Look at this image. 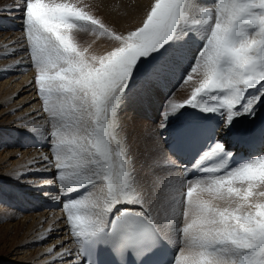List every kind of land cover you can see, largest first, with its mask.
<instances>
[{
	"label": "snow or ice",
	"instance_id": "1",
	"mask_svg": "<svg viewBox=\"0 0 264 264\" xmlns=\"http://www.w3.org/2000/svg\"><path fill=\"white\" fill-rule=\"evenodd\" d=\"M214 5L155 0L145 6L141 26L127 32L90 14L93 5L82 0H22V6L7 9L9 14L22 10L21 29L36 70L30 83L49 125L21 117L12 126L37 134L49 152L18 175H0L18 179L31 171L52 172V179L30 183L57 185L56 200L70 197L61 204V222L71 239L48 250L55 257L50 264H87L90 244L99 245L98 264H105L108 237H119L124 249L156 264H165L168 245L177 249L173 264H264V155L233 168L227 159L200 167L202 174L190 179L188 165H181L165 144L169 136L179 145L206 130L210 118L162 134L169 129L168 117L181 109L222 115L223 124L211 129L219 139L193 168L215 158L233 139L264 142V126L242 129L234 123L254 118L256 106L264 103V0H215ZM246 25L251 33L242 30ZM197 26L208 29L203 47L192 34ZM85 27L110 37L115 46L103 55L78 47L72 30ZM185 61L191 67L180 86L194 74L202 78L183 102L172 99L174 92L168 97L154 128L156 156L139 160L122 135L126 92L132 85L143 92L166 85ZM17 66L27 70L21 61ZM257 86L255 96H246ZM210 94L211 103L205 99Z\"/></svg>",
	"mask_w": 264,
	"mask_h": 264
},
{
	"label": "rangeland",
	"instance_id": "2",
	"mask_svg": "<svg viewBox=\"0 0 264 264\" xmlns=\"http://www.w3.org/2000/svg\"><path fill=\"white\" fill-rule=\"evenodd\" d=\"M10 1L9 0H0V4L2 3L0 5V15L3 16V17L0 18V71L2 72V73L0 72V84L1 83L3 84L5 81H9L8 82L9 83L8 84L9 88H13V89L9 90V91H7L5 93H2L1 90H0V110L6 109L7 106H9L11 104L10 103L11 99H8V100H5V101L2 100L3 95H8V96H12V97L16 96L18 99L22 98V96L24 98L25 97H29L30 99L29 98H25L27 100V102H26L27 106L26 107L34 106V108H32L30 110V111L34 110V112H32V113L30 112L29 114L26 113V115L32 114L31 117L33 119L30 117L28 119L29 122H31V120H35V121L38 122V124L41 123L40 125L43 124V126L44 127L46 126V128H47L49 126L46 123L47 113L43 112V110H42V101L37 96L36 87L34 86L33 83H30L31 81H34V76H35V71L36 70H35L34 65H32V62H31V59H30V55L28 54V51L26 50V44H27L26 37H25V35H24V33L22 32V29H21V27H22V16H21L22 15V10H21V12H17L16 11V13H15V11H13L11 14H9V12L7 11V9H10V8L11 9H15L17 5H21L22 6V4H21L22 1H18V2H21V3H14L15 0H10ZM125 1L127 2V0H125ZM208 1L207 0L206 1L205 0H201V3L207 4V6H210V7H214L215 6L214 5V3H215L214 1L215 0H212V2H211V0L209 2ZM46 2L60 3V2H65V0H46ZM82 3L84 5H93V7L88 9L90 14L95 15L97 18L103 19V21L106 24H108L111 27H115V28L118 29V27H116L114 24H112L110 21H108L106 19V14L107 13H105V8L101 7L96 2V0H82ZM112 3H113V10H112L111 13L109 11L108 14L110 13V17H112V18L118 19V16L123 12V10L119 9V4L117 2L112 1ZM147 3H148V5L149 4H154L155 0H148ZM4 4H6V6ZM16 18H17V20H16ZM144 19H145V14L142 16L140 22L135 27L128 28V31L134 30L135 28L141 26L142 21ZM8 21L17 23L19 25V29L20 30H18L16 32H8V31H6L3 28V24L8 22ZM243 28H245V29H243ZM242 30L245 31L246 33H251L253 31V28H252V26H247L246 25V26H242ZM207 32H208L207 27L197 26V27L193 28L192 34L196 36V40H197V42H198L200 47H203V45L205 43V38L207 36ZM72 35H73V38H74V42L78 45V47H80V48L81 47L82 48H88L89 52L92 53V54H96L94 52L93 46L96 47V52H97V51H99V50H101L103 48H106L105 47L106 45H109V44H111V45L114 44L115 45V42L112 41L110 37L101 36L98 32L92 31L88 27L73 29L72 30ZM10 39L12 40V42H11ZM21 41L24 42L23 46L20 43ZM99 43H101V44H99ZM9 48L12 49V50H10ZM15 48H16V50H15ZM111 49H112V47H111ZM110 50H108V51H110ZM18 51H19V54H18ZM11 52H12V54H11ZM25 53L27 54V56H26ZM21 55H23L24 57L21 56ZM97 55H103V54H99L98 53ZM20 56L23 57V58H20ZM24 58H26L27 61L24 60ZM20 60L23 63V65L27 68V70L24 71L23 69L18 68L17 64H15V63H14V67L13 66H8L10 64L13 65L12 61L17 63V61H20ZM29 62H30V64H29ZM3 67H5V68H3ZM190 67H191L190 62L185 61L183 66H181L176 71V73L170 78L169 82L166 85L161 86V87H157L155 89V91H152L151 93L150 92H143V91L140 90L142 92L140 94V91H138L139 89H137L136 85H132V90L126 92V95L124 97V103L122 105V114L121 115L123 117H126V118L128 116L129 120L133 124H136V126L132 125L129 121H124L125 122L124 123V132L122 133V135H126L128 137V141H129L130 145L132 146V150L137 155L139 160H144L146 158L156 156V151H155V148H156V136H155L154 128H155V124L159 123V121L161 119V113L164 110V105H165V102L167 101L169 95L170 94L172 95V93L174 91V96L172 97V99L175 100L176 98H174V97H175V95H177L176 93L179 92L180 95H182L180 97L181 98L180 102H183L185 99L189 98L192 88L195 85H197L198 81L202 78L200 75L194 74L193 81L188 82V83L184 84L183 86H180V83H181L183 77L187 74V71H188V69ZM15 68H17L18 70L17 69L15 70ZM29 86H31L32 88L29 87ZM258 88H259V86H257V88H255V89H251V90L249 89L248 92L246 93V96H255L257 94ZM27 90L29 91V93H28ZM167 92H168V94H166ZM165 94H166L167 97L165 96ZM137 95H139V96H137ZM141 95L143 96L144 99L141 97ZM211 95L212 94H210L209 97L205 98L210 103L212 102L211 101ZM153 96H155L156 100H155V98ZM134 97H137V99L134 98ZM152 97H153V99H152ZM158 98L160 99V101H159ZM53 100H55V97H53ZM154 100L156 102H154ZM151 104H152L153 107L151 106ZM150 107H152V108H150ZM191 109H193L197 113L198 117L207 116L211 120L213 119V121L216 123L217 127L219 125L223 124V123H221L223 121L222 115L219 114V113H207V114H205L203 112H198L197 109L195 110L194 108H188L187 110L181 109L174 116H169L168 117L169 126H170L169 128H172V126H174L175 123H177L181 119L182 116L184 117L186 115V113L189 110H191ZM23 110L24 109L22 108V110L20 112H22ZM255 111H257V112H256V115H255L254 118H251V119H249V117L248 118L247 117L239 118V120L237 122H235L237 124V127H240L242 129H250V128H259L261 126H264V103H261V104L257 105ZM15 112H18V110L15 111ZM257 114H258V116H257ZM36 115H37V118H34ZM40 116L42 118H40ZM44 116H46V117H44ZM7 119H8L7 116H4L3 114H0V121H2V123L5 122ZM245 119H247L248 121L250 120V121L248 122ZM16 120L18 121V123L21 122L20 121V117H18V119L16 118ZM44 120H45V122H44ZM261 123H262V125H261ZM6 126L7 125L0 124V130L4 129ZM11 130H13V131H11V133H10L11 135H9V136L12 137V136L16 135L18 139L15 138L13 140H10V139L8 140L7 137L4 136L5 133L3 134L0 131V133H2V138H3V140H2V142L0 144V157H2L4 155V153L8 151L7 149H9V150L11 149L12 151H14L15 158H16L15 159L16 163H18L19 161L21 163H23V164H21L19 162L18 164H16L17 166L15 165L14 169L17 168V171L13 170L14 173H15L13 175H16L18 173V171H19V174H20L21 172L24 171L23 169H25L26 167H28L32 163V161H33V159L35 157H31V155H33V151L35 153V149L36 148H37L36 152H38V153H35V154L37 156H39V155L41 156L44 153L48 154L49 145H48V143L46 144L45 140L40 138L37 134H35V133L31 132V131L28 132V130H26V129H23V128L16 129V128H14L12 126ZM17 132H18V134H17ZM27 132L30 134V136H32V135H36L37 136V137L35 136V137L32 138V143L30 145L31 148L30 147L29 148L28 147H23V144L25 143V140L28 138L27 137V135H28ZM162 134L165 135V132H163ZM30 139H31V137H30ZM10 141L13 142V144H10ZM10 145H12L14 147V149H12L13 148L12 146L10 148ZM32 147L34 149H32ZM28 149H31L33 151L28 150ZM41 149H42V151L44 153L41 151ZM27 150H28L29 153L27 152ZM20 154H22V155H20ZM24 154H26V158L28 160L30 159L29 161L27 159L25 160L24 157H22V158L20 157V156H23ZM18 155H19V158H18ZM259 155H264V151L262 150V152ZM37 156H36L35 159L38 158ZM28 157H31V158H28ZM254 157H256V156H254ZM216 158L219 160L218 163H220V162L224 161L225 159H227V158L223 157L220 154L217 155ZM210 162L212 164V159L204 161L203 165H200V166H198L196 168H193L190 171L185 172V175L188 176L190 179L193 177V175H195V176L199 175V172H200L199 168L200 167L210 168L209 167V163ZM218 163H216V164H218ZM20 167H22V168H20ZM137 168L138 169L140 168V164L139 163L137 164ZM32 172L33 171L28 172V173L31 174ZM28 173H26V175ZM53 175H54V173H52V172H46V174L44 176H41V177L36 178V179L34 178V181H35L34 183H37V182L39 183V180H42L41 178H43V180L51 179V178H53ZM140 175H141V177H143L144 176V172H141ZM16 179L17 178L11 177L10 180H8V182H6L7 180H5L4 177L0 176V181L2 182V183L0 182V264H50L49 262L43 261V257H41L42 254L45 253L46 247L52 243L51 242L52 238H50V237L46 238L48 232L50 231L49 226L51 225L50 224L51 222L56 221L58 219L57 220L58 223H60L61 226H63L65 228L63 223H61V217H63L65 215L63 213V211H62L61 204H62V202L64 200H66V199H68L70 197L66 196V195H61L60 196V200H57V203H53L52 204L51 202L48 201V200L51 199L50 196L58 195L61 191H60V188L57 185H50L51 186V187H49L50 193L48 194V197H46V201H45L46 202V207H49V209L42 208V210L40 209L41 212L39 210L40 213L44 214V216H43V214H40L38 211H35L32 208V205H34L35 203H33V200L31 198L34 197V196L33 195H29V194L23 196V193H26L27 191L29 193H35L34 195H36L37 191H39V188L35 187L34 189H31L33 184L30 183L29 181H27V179H26L24 174L22 176H20V178H18L17 180ZM20 179H21V181H19ZM13 180L14 181L16 180L17 183L14 182ZM26 181H27V183H26ZM18 182H20V184ZM28 184H29V187H28ZM21 186L22 187L24 186V187L22 188ZM46 186H48V185H46ZM25 187H28V188H25ZM19 188H22V189L20 190ZM43 189H40V192H42ZM15 190H18L22 195L16 194ZM81 191L83 192L85 190L82 189ZM17 195H18V197H17ZM13 196H16V198L14 199ZM24 197H25V199H24ZM208 198H209L208 194L205 193L204 194V199H208ZM160 203L163 204V202H160ZM217 203L220 206H223V202H217ZM49 205H52V206H49ZM27 207H28V209H27ZM43 209H45V212H44ZM46 210H47V214L49 213L48 216L46 214ZM169 211H171V210L169 209ZM58 212H60V213H58ZM36 213L38 214L37 216H35L36 217V221L35 222H36L37 225L34 224L35 223L34 222L33 224L35 226L33 227L32 216L36 215ZM52 213H53V215H51ZM59 214H60V216H59ZM161 214L163 215V211L161 212ZM41 217L44 219V221H41V223H40V219L43 220ZM47 217H49L50 219L47 218ZM47 219L49 220V222H50L51 219L53 221L51 220V222L47 224V222H46V221H48ZM38 221H39V223H38ZM38 224H40V226ZM45 224H47V225H45ZM52 226H54V225H52ZM44 227H45V229H43ZM38 228H40V229H38ZM48 229H49V231H48ZM46 231H48V232H46ZM44 232H46V233H44ZM40 237H42V239ZM57 237L58 236H54V239L56 240Z\"/></svg>",
	"mask_w": 264,
	"mask_h": 264
},
{
	"label": "bare ground",
	"instance_id": "3",
	"mask_svg": "<svg viewBox=\"0 0 264 264\" xmlns=\"http://www.w3.org/2000/svg\"><path fill=\"white\" fill-rule=\"evenodd\" d=\"M10 1V0H9ZM73 0H65V2H72ZM112 1H115V2H117L118 4H119V9H122L123 10V12L118 16V19H114V18H112V17H110V13L112 12V10H113V3H112ZM147 1L148 0H127V2L125 1V0H96V2L101 6V7H103V8H105V13H107L106 14V19L108 20V21H110L112 24H114L116 27H118V29L120 30V31H122V32H126V31H128V28H130V27H135L139 22H140V20H141V18H142V16L145 14V6L146 5H148V3H147ZM206 1V0H205ZM208 1V0H207ZM210 1V0H209ZM208 1V2H209ZM11 2V1H10ZM211 2H212V0H211ZM215 2V1H214ZM8 3V2H7ZM14 3H21V2H18V1H14ZM2 4V3H1ZM0 4V5H1ZM22 4V3H21ZM5 6H6V4H4ZM110 11V13L108 14V12ZM15 13H16V11H15ZM14 16V15H13ZM22 16V15H21ZM1 17H3L2 15H0V18ZM16 17V16H15ZM14 17V18H15ZM11 18V17H10ZM12 19V18H11ZM16 20H17V18H16ZM15 21V20H14ZM21 21V20H20ZM19 23V22H18ZM19 26V25H18ZM21 26V25H20ZM243 29H245V28H243ZM11 40V39H10ZM11 42H12V40H11ZM113 43V42H112ZM10 44V43H9ZM99 44H101V43H99ZM105 45V44H104ZM103 45V46H104ZM12 46V45H11ZM10 46V47H11ZM101 46V45H100ZM115 45L114 44H109V45H106L105 47L106 48H103V49H101V50H99V51H97L96 52V47L95 46H93V49H94V52L96 53V55L99 53V54H105L108 50H110L111 49V47H114ZM9 47V46H8ZM14 47V46H13ZM25 48V47H24ZM82 48V47H81ZM10 49V48H9ZM22 49V48H21ZM10 50H12V49H10ZM15 50H16V48H15ZM25 50V49H24ZM93 51V50H92ZM22 53V52H21ZM11 54H12V52H11ZM18 54H19V51H18ZM24 54V53H23ZM26 54V53H25ZM21 56H23V55H21ZM20 56V58H23V57H21ZM26 56H27V54H26ZM19 59V58H18ZM22 60V59H21ZM20 60V61H21ZM24 60H26V58H24ZM23 60V61H24ZM15 61V60H14ZM14 61H12L13 62V65H8V66H13L14 67V63L15 64H17L16 62H14ZM27 61V60H26ZM28 63V62H27ZM29 64H30V62H29ZM6 66V65H5ZM7 67V66H6ZM12 67V68H13ZM3 68H5V67H3ZM9 69V68H8ZM14 69V68H13ZM17 68H15V70H16ZM10 70V69H9ZM14 70V71H15ZM18 70V69H17ZM3 71V70H2ZM8 71V70H7ZM25 71V70H24ZM1 72V71H0ZM2 73V72H1ZM7 76V75H6ZM13 76V75H12ZM2 77V76H1ZM5 78V77H4ZM10 78V77H9ZM28 78V77H27ZM21 79V78H20ZM7 80V79H6ZM14 80V79H13ZM22 80V79H21ZM29 81V80H28ZM9 81H5L3 84L1 83L0 84V90H1V92L2 93H5V92H7V91H9V90H12L13 88H9V83H8ZM22 82V81H21ZM24 83V82H23ZM27 83V82H26ZM29 84V83H28ZM27 85V84H26ZM31 85V84H30ZM8 86V87H7ZM32 86V85H31ZM31 86H29V87H31ZM6 87V88H5ZM13 87V86H12ZM32 88V87H31ZM184 88V87H183ZM29 89V88H28ZM181 89V88H180ZM251 90V89H250ZM28 91V90H27ZM138 91H140V90H138ZM155 91V90H154ZM157 91V90H156ZM174 92V91H173ZM176 92V91H175ZM28 93H29V91H28ZM142 92L140 91V94H141ZM151 93V92H150ZM14 94V93H13ZM12 94V95H13ZM157 94V93H156ZM166 94H168V92L166 93ZM166 94H165V96H166ZM177 95H175V97L174 98H176L174 101H176V102H180V100H181V96L182 95H180V93L178 92V93H176ZM143 95V94H142ZM141 95V97L143 98V96ZM146 95V94H145ZM149 95V94H148ZM171 95V94H170ZM169 95V96H170ZM32 96V95H31ZM30 96V97H31ZM137 96H139V95H137ZM147 96V95H146ZM151 96V95H150ZM157 96V95H156ZM14 97V98H13ZM8 96V95H3V98H2V100H8V99H11V101H10V105L9 106H7V108L6 109H4V110H0V114H3L4 116H7L8 117V119L5 121V122H3L2 123V121H0V124H2V125H7L4 129H2V130H0L3 134L5 133V137H7V139L9 140H13V139H18L17 138V136L16 135H14V136H12V137H10L9 135H11L10 133H11V131H13V130H11V128H12V125H13V123L15 122V123H18V121L16 120V118L18 119V117H27L28 119L31 117V115L32 114H30V115H26V113L27 114H29L30 112L32 113V112H34V110L33 111H30L32 108H34V106H32V107H26L27 106V100L25 99V98H29V97H23L22 96V98H17L16 96ZM154 98H155V96H153ZM153 97H152V99H153ZM167 97V96H166ZM134 98H136L137 99V97H134ZM30 99V98H29ZM144 99V98H143ZM146 99V98H145ZM151 99V98H150ZM159 99V98H158ZM165 99V98H164ZM135 100V99H134ZM155 100H156V98H155ZM154 100V102H156ZM147 101V100H146ZM158 101V100H157ZM159 101H160V99H159ZM134 102V101H133ZM153 102V101H152ZM163 102V101H162ZM148 103V102H147ZM160 103V102H159ZM158 103V104H159ZM25 104V105H24ZM142 104V103H141ZM155 104V103H154ZM153 104V105H154ZM22 106V107H21ZM151 106H152V104H151ZM153 107V106H152ZM152 107H150V108H152ZM22 108L24 109L22 112H20L21 110H22ZM18 110V112H15V111H17ZM148 110V109H147ZM157 110V109H156ZM187 110V109H186ZM191 110H193V109H191ZM196 110V109H195ZM183 111V110H182ZM190 111V110H189ZM261 111V110H260ZM154 112V111H153ZM257 112V111H256ZM263 112V111H262ZM16 113V114H15ZM186 113V112H185ZM43 114V113H42ZM41 114V115H42ZM44 115V114H43ZM184 115V114H183ZM257 116H258V114H257ZM39 117V116H38ZM44 117H46V116H44ZM246 117V116H245ZM32 118V117H31ZM34 118H37V115L34 117ZM40 118H42L41 116H40ZM183 118V116L181 117V119ZM248 118V117H247ZM33 119V118H32ZM179 120L177 123H175V125L174 126H172V128H169V129H165L163 132H165V136H169V132H170V130H175L177 127H178V125H180V124H187V123H189V122H191V121H194V120H196L197 119V117H196V115H195V113L194 112H192V111H190V113L187 115V116H185L182 120ZM40 120V119H39ZM42 120V119H41ZM46 120H47V118H46ZM122 120H123V124L125 123L124 121H128L129 120V117L127 116V118L126 117H123L122 116ZM245 120H247V119H245ZM32 121V120H31ZM43 121V120H42ZM182 121V122H181ZM248 121V120H247ZM250 121V120H249ZM248 121V122H249ZM44 122H45V120H44ZM181 122V123H180ZM235 122H237V121H235ZM234 122V123H235ZM178 123H180V124H178ZM221 123H223V121L221 122ZM41 124V123H40ZM40 124H38V125H40ZM46 124V123H45ZM43 125V124H42ZM257 125V124H256ZM261 125H262V123H261ZM170 127V126H169ZM45 128H46V126H45ZM240 128V127H239ZM17 129V128H16ZM21 129V128H20ZM21 132V131H20ZM29 132V131H28ZM27 132V137L29 138V141H28V143L27 144H25V145H23V147H30L31 148V143H32V138L33 137H35L36 135H32V136H30V134ZM2 133H0V144H1V142H2V140H3V138H2ZM14 133V132H13ZM26 133V132H25ZM31 133V132H30ZM17 134H18V132H17ZM19 136V135H18ZM25 137V136H24ZM30 137H31V139H30ZM37 137V136H36ZM41 138V137H40ZM39 138V139H40ZM6 139V138H5ZM171 139H172V137L171 136H169V142L168 143H166L165 144V148L166 147H169L170 146V144H171ZM219 139V137H216V140H218ZM8 142V141H7ZM43 142V141H42ZM46 142V141H45ZM223 142V141H222ZM9 143V142H8ZM24 143V142H23ZM264 142H260V141H254V142H250V143H245V142H239V143H237L234 139L231 141V142H229V143H225V145H224V151L223 152H221V153H219L220 155H222L223 157H225V158H227V160H228V165H230L231 163H233L234 161H236V160H238V159H240V158H248V160H251V159H253L254 158V156H256V155H258L259 153H261L262 152V150L264 151V144H263ZM10 144H13V142H11L10 141ZM46 144H47V142H46ZM45 144V145H46ZM15 145V144H14ZM11 146L12 145H10V148H11ZM48 146V145H47ZM6 147V146H5ZM13 147V146H12ZM41 147V146H40ZM9 148V147H8ZM19 148V147H18ZM48 148V147H47ZM212 148V147H211ZM211 148H209V149H211ZM12 149H14V147L12 148ZM23 149V148H22ZM26 149V148H25ZM24 149V150H25ZM32 149H34L33 147H32ZM37 149V148H36ZM36 149H35V153H38V152H36ZM40 149V148H39ZM209 149H206V150H209ZM8 151L7 152H5L4 153V155L2 156V157H0V174H15L14 173V171L13 170H16L17 171V168L16 169H14V167H15V165L16 164H18V163H16V161H15V153H14V151H12L11 149V151L9 150V149H7ZM28 150H31V149H28ZM28 150H27V152H28ZM205 150V151H206ZM31 151H33V150H31ZM41 151H42V149H41ZM47 151V150H46ZM23 152V151H22ZM43 152V151H42ZM49 152V151H48ZM29 153V152H28ZM32 153V152H31ZM30 153V154H31ZM34 153V151H33V155H31V157H35L36 158V154ZM44 153V152H43ZM229 153H231V156H229L228 154ZM23 154V153H22ZM22 154H20V155H22ZM45 154V153H44ZM242 154V155H241ZM36 155V156H35ZM259 156V155H258ZM21 158L22 157H24L25 158V160L27 159L26 158V154H24L23 156H20ZM31 157H28V158H31ZM38 158L40 157V155L39 156H37ZM18 158H19V155H18ZM23 158V159H24ZM35 158L33 159V161L35 160ZM14 159V160H13ZM28 160V159H27ZM30 160V159H29ZM28 160V161H29ZM32 161V162H33ZM27 162V161H26ZM179 162V161H178ZM21 163V162H20ZM180 163V162H179ZM21 164H23V163H21ZM25 164V163H24ZM30 164V163H29ZM181 164V163H180ZM28 165V164H27ZM17 166V165H16ZM20 166V165H19ZM19 168V167H18ZM20 168H22V167H20ZM191 168H193V167H191ZM190 168V169H191ZM23 170H25V169H23ZM22 171V170H21ZM22 173V172H21ZM17 174H19V171H18V173ZM16 174V175H17ZM46 174V172H44V171H40V172H37V171H33L31 174H24L25 175V177H26V179H27V181H32V182H35L34 181V178L36 179V178H39V177H41V176H44ZM0 176H2V177H4V179L5 180H7L6 182H8V180H10V178H11V176H7V175H0ZM47 177V176H46ZM3 179V178H2ZM22 179V178H21ZM21 179L19 180V181H21ZM42 180H43V178H41ZM52 179V178H51ZM4 180V181H5ZM17 180V179H16ZM16 180L14 181V182H16ZM25 180V179H24ZM39 180V179H38ZM27 181H26V183H27ZM1 182V181H0ZM28 182V183H29ZM2 183V182H1ZM17 183V182H16ZM19 184H20V182H18ZM25 183V182H24ZM38 183V182H37ZM17 185V184H16ZM25 185V184H24ZM46 185H48V184H44V185H41L40 187H38L39 188V191H37V193H36V195H34L35 193H29L28 191V193L26 192V193H23V196L24 195H33L34 197H32V200H33V203H35L34 205H32V208L35 210V211H38L39 212V210L41 209L42 210V208H45L46 207V197H48V194L50 193V189H49V187H51L50 185H48V186H46ZM18 186V185H17ZM46 186V187H45ZM7 187V186H6ZM5 187V188H6ZM22 187V186H21ZM24 187V186H23ZM22 187V188H23ZM28 187H29V184H28ZM28 187H25V188H28ZM15 188V187H14ZM18 188V187H17ZM22 188H19L20 190L22 189ZM35 187L34 186H32L31 187V189H34ZM44 188V189H43ZM7 189V188H6ZM40 189H43V191L42 192H40ZM52 189V188H51ZM56 190V189H55ZM61 191V190H60ZM54 192V191H53ZM15 193L16 194H20V195H22L18 190H15ZM46 193H47V195H46ZM60 194V193H59ZM7 195V194H6ZM52 195V194H51ZM50 196V195H49ZM56 196V195H55ZM54 195H52V196H50L51 197V199L50 200H48L49 202H51L52 204L53 203H57V200L56 199H54V197H55ZM14 197V199L16 198V196H13ZM17 197H18V195H17ZM27 197V196H26ZM24 199H25V197H24ZM7 200V199H6ZM11 200V199H10ZM12 202V201H11ZM29 202V201H28ZM25 204V203H24ZM23 204V205H24ZM60 204V203H59ZM16 205V204H15ZM19 205V204H18ZM55 205V204H54ZM26 206V205H25ZM57 206V205H56ZM24 207V206H23ZM117 207H124V205H117ZM129 207H131V206H129ZM27 209H28V207H27ZM41 210H40V212H41ZM44 210V212H45V209H43ZM31 211V210H30ZM60 211V210H59ZM114 211H115V209H114ZM37 212V213H38ZM39 212V213H40ZM51 212V211H50ZM53 212V211H52ZM34 213V212H33ZM36 213V215H34V216H32V224L36 221V217L35 216H37L38 214ZM58 213H60V212H58ZM57 213V214H58ZM27 214V213H26ZM40 214H43V213H40ZM46 214H47V210H46ZM49 214V213H48ZM48 214H47V216H48ZM30 215V214H29ZM51 215H53V213L51 214ZM56 215V214H55ZM28 216V215H27ZM43 216H44V214H43ZM46 216V215H45ZM59 216H60V214H59ZM31 217V216H30ZM39 217V216H38ZM64 217V216H63ZM42 218V217H41ZM47 218H49V217H47ZM55 218V217H54ZM62 218V217H61ZM43 219V218H42ZM50 219V218H49ZM38 220V219H37ZM48 220V219H47ZM52 220V219H51ZM51 220H50V222H51ZM56 220V219H55ZM58 220V219H57ZM53 221V222H49V220L48 221H46L47 222V224L48 223H50L51 225V227L49 226V228H50V231H49V229H48V231H46V232H48V234H47V237L46 238H48V237H50V238H52L51 239V244L50 245H48L47 247H46V250H45V253H43L42 254V256L41 257H43V261H46V262H51V261H53L54 259H55V257H54V255L53 254H50L49 255V253H48V250L50 249V248H53L54 246H56L60 241H69L71 238H70V236L68 235V231H67V229L66 228H64L63 226H61V224L60 223H58V221ZM41 221H44V219L43 220H41L40 219V223H41ZM38 223H39V221H38ZM62 223V222H61ZM34 224H36V222L34 223ZM33 224V227L35 226ZM47 224H45V225H47ZM37 225V224H36ZM39 226H40V224H38ZM52 225H54V226H52ZM64 225V224H63ZM44 226V225H43ZM48 227V226H47ZM52 228V229H51ZM38 229H40V228H38ZM43 229H45V227L43 228ZM44 231V230H43ZM46 232H44V233H46ZM44 235V234H43ZM54 236H58L57 238H56V240L54 239ZM41 239H42V237H40ZM39 240V239H38ZM68 246L69 247H72V248H74L75 247V244H73V243H69L68 244ZM172 246V245H171ZM173 248H174V250H175V252H176V247L175 246H172ZM56 251H61V249H59V248H57L56 249Z\"/></svg>",
	"mask_w": 264,
	"mask_h": 264
}]
</instances>
